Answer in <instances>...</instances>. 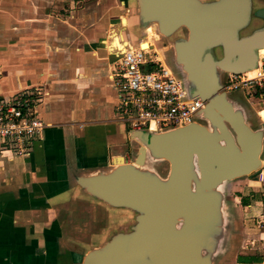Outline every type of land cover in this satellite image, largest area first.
<instances>
[{
  "label": "crops",
  "instance_id": "obj_1",
  "mask_svg": "<svg viewBox=\"0 0 264 264\" xmlns=\"http://www.w3.org/2000/svg\"><path fill=\"white\" fill-rule=\"evenodd\" d=\"M129 2L0 0V95L41 87L45 123L30 156L0 154V264H82V219H97L101 230L108 206L74 178L126 161L134 142L116 121L109 78L112 34L123 19L129 49L146 39L129 34ZM224 192L226 230L214 264H264V179H237Z\"/></svg>",
  "mask_w": 264,
  "mask_h": 264
},
{
  "label": "water",
  "instance_id": "obj_2",
  "mask_svg": "<svg viewBox=\"0 0 264 264\" xmlns=\"http://www.w3.org/2000/svg\"><path fill=\"white\" fill-rule=\"evenodd\" d=\"M251 17L252 0H137V29L173 40L170 65L206 108L188 126L131 132L141 145L132 163L75 176L86 195L135 214L128 230L90 250L82 264H214L225 237L226 183L264 167V129L254 130L222 91L223 74L257 68L264 28L246 33ZM148 161L167 162L168 175Z\"/></svg>",
  "mask_w": 264,
  "mask_h": 264
},
{
  "label": "built area",
  "instance_id": "obj_3",
  "mask_svg": "<svg viewBox=\"0 0 264 264\" xmlns=\"http://www.w3.org/2000/svg\"><path fill=\"white\" fill-rule=\"evenodd\" d=\"M141 45V44H140ZM131 48L116 56L111 81L116 91V121L130 132H162L202 120L206 102L191 97L183 75L156 48ZM256 74L225 73L222 91L231 95L261 99L264 102V57L259 56ZM43 89L20 91L9 97L0 95V154L17 157L31 155L44 131L40 117ZM264 179V167L257 173Z\"/></svg>",
  "mask_w": 264,
  "mask_h": 264
},
{
  "label": "rangeland",
  "instance_id": "obj_4",
  "mask_svg": "<svg viewBox=\"0 0 264 264\" xmlns=\"http://www.w3.org/2000/svg\"><path fill=\"white\" fill-rule=\"evenodd\" d=\"M207 1V0H204ZM125 13L127 12L130 15V18L134 21V23L129 28V34L132 35V38H138L144 33V31H139L137 29V0L127 3L126 5ZM136 21V23H135ZM179 35L184 36L186 33H179ZM147 37V34H146ZM151 41L158 45V48L167 47V49H164V58L166 59V62L168 64H171L172 57L174 56L173 48H172V39H166L159 35V40L151 39ZM168 51V52H166ZM114 63V62H113ZM112 63V68H113ZM112 71V69H111ZM111 75L109 76L111 80ZM113 85V84H112ZM38 89H41L39 87ZM114 89V87H113ZM115 90V89H114ZM117 96V95H116ZM230 96V99L236 102L237 106L243 108L246 113V117L248 120L249 125L254 130H261L264 129V102L261 99H254V98H244L242 95L238 92L232 93ZM43 100H44V94H43ZM117 102V101H116ZM43 104V102H42ZM140 143L133 142L132 145H130V148L126 155V163H132L134 158L138 154V150L140 148ZM262 160H264V153L262 155ZM153 170H155L160 176L166 177L169 173V164L165 161H156L152 162L148 165ZM90 207L86 208V211L89 210ZM104 222L101 224V230L100 232H95V227H97V219H82V248L79 249L78 252L79 256H82V262L84 259V256L92 249L98 248L101 245H103L110 236H112L114 233L117 232H124L126 231L131 225L135 223V214L128 210L123 209H115L108 207L106 211L103 213ZM87 221V226L84 224ZM100 224V223H99ZM84 231H86V235H84ZM264 249V247L262 248ZM264 251V250H262ZM264 253V252H263ZM217 259V258H216ZM217 261V260H216ZM217 264H221V261L217 262ZM229 264H236L234 261H231Z\"/></svg>",
  "mask_w": 264,
  "mask_h": 264
},
{
  "label": "bare ground",
  "instance_id": "obj_5",
  "mask_svg": "<svg viewBox=\"0 0 264 264\" xmlns=\"http://www.w3.org/2000/svg\"><path fill=\"white\" fill-rule=\"evenodd\" d=\"M128 27V19H123L122 21V27L119 29L118 31V35L115 33V34H112V39H113V47H111V50L113 52L117 51V55L119 54H123L125 51H127L129 48H128V44L124 41H122L121 37L123 36V33L126 31ZM178 36H181L179 34L176 35V37ZM151 39H155V40H159V34L155 31L154 28L152 27H149L147 29V37L146 39H142L141 42H140V46L143 50H148V49H151V48H155V45L154 43H151ZM118 44H122L120 47L118 46ZM118 48V50H117ZM157 52L159 53V58L160 59H164V50L163 48L162 49H159L157 50ZM259 56L261 57H264V49H262L260 52H259ZM256 74V70H252V71H249L247 72V75L249 77H253L254 75ZM125 163V160L124 158H121V157H117V158H114L113 161H112V165H119V164H123ZM152 162H149L147 163V165L151 164Z\"/></svg>",
  "mask_w": 264,
  "mask_h": 264
},
{
  "label": "flooded vegetation",
  "instance_id": "obj_6",
  "mask_svg": "<svg viewBox=\"0 0 264 264\" xmlns=\"http://www.w3.org/2000/svg\"><path fill=\"white\" fill-rule=\"evenodd\" d=\"M261 28H264V0H252V17H251L250 26L247 29L246 33H252L255 30ZM163 48L168 50L167 47H163ZM173 57L171 59L172 61H173Z\"/></svg>",
  "mask_w": 264,
  "mask_h": 264
},
{
  "label": "trees",
  "instance_id": "obj_7",
  "mask_svg": "<svg viewBox=\"0 0 264 264\" xmlns=\"http://www.w3.org/2000/svg\"><path fill=\"white\" fill-rule=\"evenodd\" d=\"M243 203L245 204V201H243Z\"/></svg>",
  "mask_w": 264,
  "mask_h": 264
}]
</instances>
